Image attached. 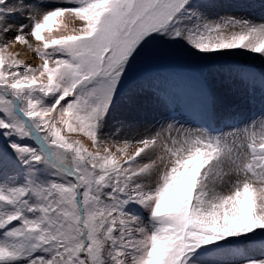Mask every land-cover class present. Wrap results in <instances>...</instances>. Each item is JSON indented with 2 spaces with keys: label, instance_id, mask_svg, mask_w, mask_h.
I'll return each instance as SVG.
<instances>
[{
  "label": "snow or ice",
  "instance_id": "obj_1",
  "mask_svg": "<svg viewBox=\"0 0 264 264\" xmlns=\"http://www.w3.org/2000/svg\"><path fill=\"white\" fill-rule=\"evenodd\" d=\"M241 56L264 0H0V264H264Z\"/></svg>",
  "mask_w": 264,
  "mask_h": 264
},
{
  "label": "bare ground",
  "instance_id": "obj_2",
  "mask_svg": "<svg viewBox=\"0 0 264 264\" xmlns=\"http://www.w3.org/2000/svg\"><path fill=\"white\" fill-rule=\"evenodd\" d=\"M69 26L71 27V22L69 23ZM71 30V29H70ZM61 33L57 32L54 33V35H60ZM236 61H239L240 63H254L255 67L257 68H262L264 67V64H262L259 60H255L253 61L251 59V57H245V56H241V57H233L227 60H223L224 63H236ZM33 63H37V61H32ZM149 119H151V117H149ZM73 138L75 139H79L80 137L76 136L75 134H73ZM87 143V141H85Z\"/></svg>",
  "mask_w": 264,
  "mask_h": 264
},
{
  "label": "rangeland",
  "instance_id": "obj_3",
  "mask_svg": "<svg viewBox=\"0 0 264 264\" xmlns=\"http://www.w3.org/2000/svg\"><path fill=\"white\" fill-rule=\"evenodd\" d=\"M70 29H71V27L69 26V31H70ZM236 62H239V61H236ZM219 63H221V64H225L224 62H223V60L222 61H220ZM141 71H144V70H141ZM186 71H189V72H191V73H195L196 72V68L193 66V67H191V68H188V69H186ZM71 139H75V138H73V135L70 137Z\"/></svg>",
  "mask_w": 264,
  "mask_h": 264
}]
</instances>
